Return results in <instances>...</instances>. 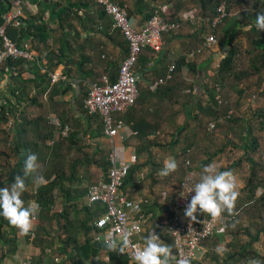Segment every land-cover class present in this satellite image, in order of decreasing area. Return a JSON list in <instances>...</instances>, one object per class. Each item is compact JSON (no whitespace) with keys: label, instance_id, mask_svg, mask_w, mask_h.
I'll list each match as a JSON object with an SVG mask.
<instances>
[{"label":"crops","instance_id":"1","mask_svg":"<svg viewBox=\"0 0 264 264\" xmlns=\"http://www.w3.org/2000/svg\"><path fill=\"white\" fill-rule=\"evenodd\" d=\"M115 1L128 7L138 25H143L148 14L156 8H160L166 18L181 22L179 29L164 33L161 52L144 50L136 69L140 77L141 98L130 112L117 116L126 124V128L121 130L124 139H119L118 143L120 159L144 167L137 174L136 186H129L125 191L134 200L157 201L159 205L156 214L147 215L143 241L149 232L154 231L163 243L162 236L169 235L162 226L172 217L169 218L168 212L163 213V210L172 212L173 194L179 184L189 172L197 181L206 159L197 153L193 166L190 159H186L181 167L177 162L176 170L170 173L172 178L163 183L165 176L158 174L163 167L159 151L168 145L176 149L181 144L182 148L189 144L196 146L192 136L195 129L191 127L198 125L194 118L197 113L195 105L203 96L204 78L214 73L230 46L221 41L208 45L211 19L203 14L202 5L197 0ZM46 2L55 4L60 1ZM92 3L90 10L77 9L79 15L74 13L66 20L64 18L63 24L59 17H52V9L48 11L45 20L51 22L54 30L47 44L35 46L32 41L27 42L32 47L34 59L21 68V72H28L22 77H12L7 83L0 80V105L8 100L16 101L12 94L14 87H28L20 100L21 122L8 128L4 126L8 133H4L5 138L0 145L7 143L10 150H0V187H9L14 181L9 182V177L20 175L27 186L23 194L29 195L27 201L38 204L41 214L42 206L34 196L42 187L57 183L49 215L39 214L31 233H21L18 229L15 248L9 241V227L2 229L0 257L4 258L3 264H122L120 258L124 253L117 250L118 259H113L111 249L94 243L92 234H86L82 227L88 207H92L89 202L92 187L108 181L109 158L113 151L102 117L86 113L85 96L90 86L101 83L103 77L118 79L120 66L130 53L129 42L121 30L114 28L112 16L108 14V17L100 19L99 12L105 6L95 0ZM41 10L40 5L25 1V17L37 15ZM200 29L205 32L197 38L196 32ZM63 48L67 50L66 55L61 52ZM193 53H200L197 66L201 73L197 78L183 66L182 73L175 75L177 79L157 91H151V83L166 74L172 63L183 58L187 62L192 61ZM54 72L61 74L62 81L53 82L50 73ZM74 84H79V87ZM192 100L190 107L189 101ZM10 119L3 124L8 125ZM67 128L69 134L64 136ZM142 130L144 134L140 132ZM183 130L188 135L181 133ZM179 138L182 140L178 141ZM29 153L36 154L40 165L38 172L45 178L39 186H36L33 175L24 176V160ZM151 174L153 178L149 181ZM170 190H174L172 198L167 195ZM89 238L94 247L85 250V242ZM205 248L206 256L209 252L206 244ZM203 260L192 264H202ZM128 264L132 263L128 261Z\"/></svg>","mask_w":264,"mask_h":264},{"label":"built area","instance_id":"2","mask_svg":"<svg viewBox=\"0 0 264 264\" xmlns=\"http://www.w3.org/2000/svg\"><path fill=\"white\" fill-rule=\"evenodd\" d=\"M105 6L107 13L113 17L114 28L121 30L129 42L130 53L123 61L119 69V77L113 82L109 76L103 77L101 83H94L90 86L88 96L85 100V109L89 115H100L104 123L106 136L111 140L113 151L110 155L111 168L109 170L108 181L92 187L89 197L91 205L102 203L106 208L104 213L96 222L91 234L95 242L106 244V238L121 241L125 236L129 239V246L124 254L132 264L134 248L143 246V236L145 234L147 215L143 213L144 203L148 200L138 201L132 199L124 190L127 178L130 176L134 166L130 162L120 159L118 155L119 139H124L121 130L126 128L123 120L117 118L134 108L140 97V77L137 66L144 50L149 49L159 53L164 47V33L175 31L181 27V22L174 21L162 15L160 8H156L154 14L143 25L136 24L126 5H122L115 0H95ZM25 2L18 0L13 9L3 15L4 23L0 26V37L3 48L0 51V67L9 59H25L32 61L34 52L27 43L21 48L15 41L7 36V27L14 25L20 27L25 18ZM228 15L227 3L223 2L217 9V15L211 23L212 31L208 34V45L219 42L216 28ZM191 17L193 15L191 14ZM210 46V45H209ZM195 53L192 54L194 56ZM176 64L172 63L164 77L153 81L150 85L151 91H157L161 86L172 82L175 77ZM4 75L5 82H9L12 76H17L19 71L15 67H6ZM54 83L62 81L60 73H50ZM5 83V85H6ZM76 88L79 84H74ZM219 92H220V86ZM19 95V91L16 92ZM12 103L16 101L11 100ZM16 116L11 117L9 127L15 125L17 119L22 114L19 108ZM215 124H211V129ZM68 136L69 129L63 132ZM195 183L192 173H188L179 184L173 198L172 217L162 226L173 241L175 255L178 258H186L189 264L200 262L205 257V243L215 235L226 230L234 218L224 216L222 213L216 217H204L191 221L184 215V208L190 200L193 192L181 195L184 191V183ZM186 190V188H185ZM40 208L33 222L39 219Z\"/></svg>","mask_w":264,"mask_h":264},{"label":"trees","instance_id":"3","mask_svg":"<svg viewBox=\"0 0 264 264\" xmlns=\"http://www.w3.org/2000/svg\"><path fill=\"white\" fill-rule=\"evenodd\" d=\"M18 0H0V26L3 25V15L9 13L13 7L15 2ZM23 2L28 1L31 4H38L41 6L42 10L37 15H30L29 17H25L23 19V24L20 27L11 25L7 27V36L15 41L21 48L25 47L27 42H33L35 43V46L37 44H47L49 39L51 38L52 32L54 28L51 27V22H46L45 20V14L52 9V17H59L61 24L64 22V18L66 20L67 17L72 16L74 13L76 15H79L77 9L85 8L86 10H90L91 5H93L92 0H58L60 2H57L55 4L47 3L46 0H22ZM202 5V12L205 16H209L210 22L212 23L214 17L217 15V9L220 6L221 3L226 2L227 3V10L228 15L225 17L223 22L216 28V33L219 35L220 29L222 28V33L219 35L221 38V42L223 44L229 45L230 50L226 57L222 58L218 64L217 67L214 69V73L207 74L205 76V80L202 84V90H203V96L199 99L197 104L195 105L196 109V115H195V121H197L198 125L201 127H204L207 124L208 120H215L217 122V125H221V121L228 119L227 116H220L219 109H221V102L219 99H217L219 92V87H225L227 83H229L230 79L234 78L236 80H243L245 77H249L248 72L244 70L239 69L238 65V56L240 53V45L238 44V36L240 31H249V41L253 48H251L249 51L251 53H257V59L255 60L254 67L255 69L260 72L262 71L264 67V30H258L255 27L254 21L256 14L259 12H264L263 10H259V3L263 4L264 9V0H197ZM52 2V1H51ZM54 3V2H53ZM253 3V6L251 4ZM233 4H238L240 7V12L235 15L233 12ZM247 4V5H246ZM53 5V6H52ZM101 15L99 16L100 19H104L105 17H108V13L105 7H102L100 12ZM130 13V11H129ZM154 14V11L148 14L147 20L152 17ZM88 16H91V14H88ZM87 16V17H88ZM246 20H245V19ZM56 19V18H55ZM113 19V17H112ZM244 19V20H243ZM67 22V21H65ZM114 22V20H113ZM248 26H250L248 29H246ZM206 30V28H205ZM203 29H200L198 32H196V37L199 38L203 34ZM246 32V31H245ZM207 42V41H205ZM3 48L2 38L0 37V51ZM263 50V51H262ZM63 55H66L65 53L67 50H64V48L61 50ZM200 54V53H198ZM198 54L195 55L192 61L187 62L185 58L183 60H178V62H174L176 64V71L175 75L182 73L183 66H186V69L189 74L193 75L195 78H197L200 75L199 67L197 66V60H198ZM214 56V53L212 54V57ZM29 61L25 59L20 60H13L9 59L7 60L1 67H0V80L4 78V75L6 74L5 68L6 67H15L17 71L20 73L17 74V76H12L14 78L16 77H22L23 74L27 73L28 70L21 72V68L26 67ZM260 65H259V64ZM166 74H163L161 77L165 76ZM11 77V78H12ZM174 79H177L176 76ZM16 81V80H15ZM27 81V80H26ZM113 82L117 81V78L112 79ZM174 81V80H173ZM162 87V86H161ZM27 86H20V87H14L12 89V94L16 97V102L12 103L10 100H8L6 103L0 105V124L7 122L11 117H17L16 114L18 112L21 99L23 96H25V92L27 93ZM194 87H192V90ZM19 91V95L16 94V92ZM244 93V91H241ZM88 96V92L85 96V100ZM141 98V97H140ZM196 98V94L193 95V100ZM140 100V99H139ZM193 100L189 101V106L193 104ZM133 109V108H132ZM131 109V110H132ZM86 110V109H85ZM130 110V111H131ZM129 111V112H130ZM86 113L87 110H86ZM89 114V113H88ZM22 115V114H21ZM17 119L15 124H18L21 122L22 117ZM91 116H99V115H91ZM225 118V119H223ZM230 119V118H229ZM229 121V120H228ZM245 130L252 136L253 127H246ZM11 131V130H10ZM143 133V130L140 131ZM144 134V133H143ZM242 141L244 145L242 146V149L246 152V156H248L249 162L253 166L254 174L256 172V161L253 157L249 156L251 152L257 153L260 149V146L256 140H251L247 137V134L243 135ZM192 145H188L186 147L182 148V155H187L189 150L192 148ZM176 157H179L181 154L175 153ZM215 154V153H214ZM212 154L209 156L212 158L214 155ZM109 167L111 168V163H109ZM239 165H236V167ZM155 167V165L153 166ZM144 167L143 166H133L131 169L130 176L127 178L124 190H127L129 186H136V177L139 172L142 171ZM156 168V167H155ZM110 170V169H109ZM226 170H231V168H228ZM106 171L108 172V168H106ZM223 171V170H221ZM156 173V169H155ZM9 182L14 180L13 176L11 175L9 177ZM57 186V183L48 185L46 187H42L38 194L34 196L36 197L37 201L42 206V212L40 216L42 215H49L52 204L54 203L55 195V187ZM259 186H255V184L252 181V184L249 185L246 189V192L249 193V199L252 202H258L257 197V191ZM23 199L27 202V199L29 198L28 194H23ZM258 200V201H257ZM159 207L158 202L155 201L153 203H146L143 208V213L148 215L151 213L157 212V208ZM234 209V208H233ZM236 209L232 210V212L224 211L222 214L226 217L234 218L236 217L235 211ZM168 212L169 218L172 216V212L170 210H163ZM47 213V214H46ZM106 213V208L103 206L102 203H96L92 205V207H88V211L86 214V220L82 224V227L85 229L86 234H90L92 230L95 228V224L97 220ZM235 216V217H234ZM204 217H211V215H207L206 213H200L198 216V219H202ZM158 224H160L159 221H157ZM9 227V241L11 245L16 244L17 240V231L18 228L8 222L6 218L3 216H0V236L3 235V228ZM5 232V231H4ZM37 232V230H36ZM31 233V232H30ZM38 234V232H37ZM163 243L170 246L172 252L175 254V247L173 245V241L169 236H162ZM171 239V240H170ZM257 240L260 239V234L256 237ZM94 243L101 245L98 242ZM94 245L91 243V239L89 238L85 242V250L92 249ZM103 247L110 250V248L107 247V245L103 244ZM246 250V247L244 248V251ZM111 256L113 259H118V251L117 250H110ZM117 253V254H116ZM243 255V253H241ZM230 258H234L233 255H229ZM120 258V257H119ZM3 256L0 257V264H3ZM122 264H128V261H130L126 255H123L121 258Z\"/></svg>","mask_w":264,"mask_h":264},{"label":"rangeland","instance_id":"4","mask_svg":"<svg viewBox=\"0 0 264 264\" xmlns=\"http://www.w3.org/2000/svg\"><path fill=\"white\" fill-rule=\"evenodd\" d=\"M232 6L233 13L237 15L241 6L238 4ZM258 8L264 11L263 4L259 3ZM245 31H240L237 40L240 45L238 65L240 70L248 72L249 77H245L243 80L230 79L225 87H220L221 90L217 96L221 102L220 116H227L230 119L221 121V125H217L215 120H208L204 127L200 125L191 127L195 129L192 136L196 146L185 156L181 153L182 144L177 149L174 146H163L159 151V155H162L160 164L164 159L172 157L180 162V167L186 159H190L189 161L193 166L198 154L201 153L200 155L203 156L201 158L206 159L205 165L210 164L218 171L231 168L234 175H238L236 176L239 185L237 187L238 196L233 206L236 209V217L234 216L235 219L224 232L205 243L209 252L203 258L202 264H253V262L264 264V67L260 72L255 69L254 63L258 52L251 53L249 51L253 46L248 39L249 31ZM221 33L222 28L219 35ZM219 35L218 38H221ZM242 90L244 93L241 92ZM212 123L215 124L213 129L210 128ZM4 126L9 127V125L0 124V141L5 138L4 133H8ZM245 126L253 127L252 136L249 131L245 130ZM181 133L188 135L186 131ZM245 134L251 140H256L260 146L257 153L251 152L249 155L256 161L255 174L246 152L242 149L244 145L242 137ZM181 140L179 138L178 141ZM197 149L199 152H196ZM0 150L9 151L10 147L5 143L4 146L0 145ZM175 153L181 155L176 157ZM212 154L214 156L211 159L209 156ZM236 165L239 166L236 167ZM201 171L199 170L200 174ZM168 176L162 180L163 183L172 178V175L168 174ZM149 177L148 180L151 181L152 174ZM148 180L146 182H149ZM252 181L255 186H259L257 191L258 202H252L249 199V193L246 192V189L241 190V188H247L251 185ZM173 191H167L169 198ZM199 215L200 213H198ZM259 234L260 239L257 240L256 237ZM245 247L246 250L244 251ZM229 255H233L234 258H230Z\"/></svg>","mask_w":264,"mask_h":264},{"label":"clouds","instance_id":"5","mask_svg":"<svg viewBox=\"0 0 264 264\" xmlns=\"http://www.w3.org/2000/svg\"><path fill=\"white\" fill-rule=\"evenodd\" d=\"M255 27L264 30V12L256 14ZM174 158H166L163 167L158 170L160 176H167L177 168ZM40 165L35 153H29L24 160V176L33 175L36 186L44 183V176L39 174ZM186 188V190H185ZM27 190L25 180L20 175L14 178L9 187H0V216L16 226L21 233H28L33 228V219L37 215L39 206L34 201H25L22 194ZM184 208V215L191 221L198 219V213H206L212 217L221 215L222 212H232L238 196L237 181L231 170L218 171L212 165H205L195 183H184L181 195L193 192ZM107 247L126 252L129 239L125 236L121 241L106 238ZM134 264H189L186 258H178L170 246L161 243L160 236L149 232L144 237L143 246L134 248L131 257ZM255 264V262H253Z\"/></svg>","mask_w":264,"mask_h":264},{"label":"water","instance_id":"6","mask_svg":"<svg viewBox=\"0 0 264 264\" xmlns=\"http://www.w3.org/2000/svg\"><path fill=\"white\" fill-rule=\"evenodd\" d=\"M228 48V47H227Z\"/></svg>","mask_w":264,"mask_h":264}]
</instances>
